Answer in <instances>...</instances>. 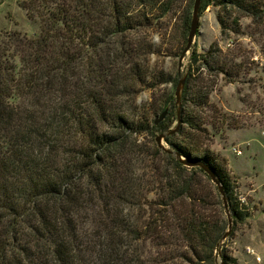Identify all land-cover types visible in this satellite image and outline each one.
I'll list each match as a JSON object with an SVG mask.
<instances>
[{
	"label": "trees",
	"instance_id": "obj_1",
	"mask_svg": "<svg viewBox=\"0 0 264 264\" xmlns=\"http://www.w3.org/2000/svg\"><path fill=\"white\" fill-rule=\"evenodd\" d=\"M156 1L18 0L40 32L0 44V264H235L225 243L217 252L229 225L218 187L175 156L213 170L232 237L250 209L206 143L210 96L228 73L222 52L191 48L181 124L164 139L172 153L137 142L175 129L174 94L158 125L118 104L126 66L143 77L131 35ZM210 5L264 19V0H202L201 12ZM190 25L187 13L186 36Z\"/></svg>",
	"mask_w": 264,
	"mask_h": 264
},
{
	"label": "rangeland",
	"instance_id": "obj_2",
	"mask_svg": "<svg viewBox=\"0 0 264 264\" xmlns=\"http://www.w3.org/2000/svg\"><path fill=\"white\" fill-rule=\"evenodd\" d=\"M194 4L195 0H157L154 7L143 5V27L131 35L138 55L130 60L143 77L135 81L127 65L121 74L118 100L136 121L147 119L153 125L166 98L175 95L186 75L191 50L181 60L188 38L183 20L190 13L192 21ZM219 14L227 24L224 32ZM199 18L192 47L203 54L216 44L228 70L226 76L216 77L217 85L210 96L207 150L226 161L236 197L250 209L249 218L236 226L233 236L224 241V248L235 264H264V19L254 21L236 8L229 6L224 12L214 5L200 10ZM39 32L38 21L28 18L18 0H0L1 45L7 43L9 35L35 39ZM112 43L111 48L119 47L115 40ZM143 134L137 144L157 146V137ZM161 134L167 132L157 135ZM163 145L167 148L165 141Z\"/></svg>",
	"mask_w": 264,
	"mask_h": 264
},
{
	"label": "water",
	"instance_id": "obj_3",
	"mask_svg": "<svg viewBox=\"0 0 264 264\" xmlns=\"http://www.w3.org/2000/svg\"><path fill=\"white\" fill-rule=\"evenodd\" d=\"M201 2H202V0H195L194 10H193V15H192V21H191V25H190V32H189L188 39H187V46L181 55V60H183L185 58L186 54L190 52V50L194 44V40H195V37L197 35V32L199 31V26H200L199 11H200V7H201ZM185 79H186V77H184L183 79H181L179 81V84H178V86L176 88V92H175L177 117H178L177 126L175 129L171 130L168 134H161V135L157 136V138H156V143H157L158 148L165 150L168 153H172V152L169 151L163 145V141L167 135H172V134L176 133L178 131L180 124H181V99H182V93H183V90L185 87ZM166 114H167V110L165 112H163L161 114V116L155 120L154 124L158 125L160 122H162L164 120V118L166 117ZM175 156L183 165H185L189 168L195 167V166L201 167L206 172V174L211 178L212 182L218 187L219 193H220L222 200H223V203H224L225 210L227 212L228 221H229L228 230L224 234V236L220 242L219 248L217 250V252L220 253L222 244L224 243L225 240H227L229 238L231 231H232V218L230 215L229 206H228V202H227V198H226V194L224 192V189H223L220 181L216 177L215 173L213 172V170L211 168H209L207 165H204L201 162L194 163L190 160H186L183 157H181L179 154H175ZM221 264H223V263L221 262Z\"/></svg>",
	"mask_w": 264,
	"mask_h": 264
}]
</instances>
